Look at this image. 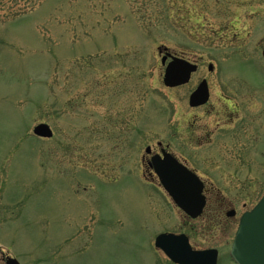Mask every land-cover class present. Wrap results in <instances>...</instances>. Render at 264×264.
<instances>
[{"label": "rangeland", "instance_id": "rangeland-1", "mask_svg": "<svg viewBox=\"0 0 264 264\" xmlns=\"http://www.w3.org/2000/svg\"><path fill=\"white\" fill-rule=\"evenodd\" d=\"M259 5L264 0H0V259L174 264L154 247L167 231L185 233L195 249L218 248L217 264H234L238 217L187 218L156 179L148 183L142 158L173 137L175 154L216 180L195 147L196 128L216 118L190 107L189 95L204 77L210 103L221 106L233 78L251 83L248 70L264 68L242 51L263 45ZM167 49L198 63L188 83L164 86ZM39 123L49 124L50 138L33 134ZM221 174L226 182L209 189L208 205L219 192L218 205L235 200L241 213L264 192L232 187Z\"/></svg>", "mask_w": 264, "mask_h": 264}, {"label": "flooded vegetation", "instance_id": "flooded-vegetation-1", "mask_svg": "<svg viewBox=\"0 0 264 264\" xmlns=\"http://www.w3.org/2000/svg\"><path fill=\"white\" fill-rule=\"evenodd\" d=\"M247 7L248 9L254 8L249 3ZM257 8L264 11V5H259ZM259 19L256 21L258 22ZM245 35L246 33H242L239 38L243 39ZM261 42L263 45L259 47V42H256L254 44L255 47L252 45V48L251 43H248L245 49L242 47L244 43H238L236 48L239 49L241 47L242 51L246 50L245 53H248L246 56L247 61L250 62L252 57H257L264 62V39ZM196 65L194 73L199 66L198 63ZM207 69L212 72L214 71V66L208 63ZM248 71L249 78H253L252 82L244 85L235 84L236 82L233 78L230 85L226 86V88L224 86L226 89L222 91L224 94L216 100L222 103L221 106H214L213 103H210L211 92L208 80L203 77L199 82V84L203 81L207 83L208 98L205 103L193 106V108L200 109L203 114H213L216 120L212 126L204 122L196 128V130L200 131V134L197 136L195 147L206 152L204 153L206 155L204 163L219 172V175L215 178L216 180L209 176L204 177L197 168L190 166L186 158L184 159L182 155L175 154L170 147V141H172L173 137H169L166 144L158 142L154 149L148 150L146 154L148 157L144 156L142 158L145 165V175L148 179L153 180V182L148 183H155L154 180L157 178L152 169V166H154L152 159L156 157L158 161L163 160L165 154L171 155L179 164L181 163L198 175L204 184L203 192L206 196V205L201 216H208L212 220L215 219L217 223H223L226 218L231 220L237 217L240 218L239 216L250 210L259 200L258 198L249 208H247L246 203H243V210L240 213L235 208L236 203H238L235 200H229L226 204L227 207L218 205L216 202L219 201V192H215L212 204L208 205L209 189H220L221 187L218 185V182L223 178L221 173H227L225 179L232 187L245 189L261 188L264 190V68ZM255 76L256 78L254 79ZM229 177L230 179H228ZM156 182V186L160 187L158 181ZM225 182L224 180L220 181L221 184ZM6 258L7 256L2 253L0 264H7Z\"/></svg>", "mask_w": 264, "mask_h": 264}, {"label": "water", "instance_id": "water-1", "mask_svg": "<svg viewBox=\"0 0 264 264\" xmlns=\"http://www.w3.org/2000/svg\"><path fill=\"white\" fill-rule=\"evenodd\" d=\"M167 56H163L164 63ZM163 74V84L176 87L189 81L196 70L194 64L178 56H170ZM208 98V87L201 82L189 97V105L197 106ZM36 136L49 138L52 131L49 124L39 123L34 126ZM147 151V149H146ZM154 161V169L164 190L173 202L189 217L200 215L205 206L202 194L203 184L189 169L179 164L171 155L165 154L163 160ZM239 224L232 241L230 256L235 264H264V195L250 211L240 216ZM185 234L161 233L156 236L154 245L161 249L175 264H217V250H195ZM7 264H19L15 258L8 257Z\"/></svg>", "mask_w": 264, "mask_h": 264}]
</instances>
